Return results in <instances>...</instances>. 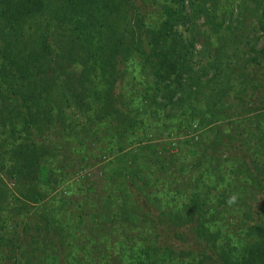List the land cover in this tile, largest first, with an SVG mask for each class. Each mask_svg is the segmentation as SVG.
Returning a JSON list of instances; mask_svg holds the SVG:
<instances>
[{"label": "trees", "instance_id": "obj_1", "mask_svg": "<svg viewBox=\"0 0 264 264\" xmlns=\"http://www.w3.org/2000/svg\"><path fill=\"white\" fill-rule=\"evenodd\" d=\"M0 264H264V0H0Z\"/></svg>", "mask_w": 264, "mask_h": 264}, {"label": "rangeland", "instance_id": "obj_2", "mask_svg": "<svg viewBox=\"0 0 264 264\" xmlns=\"http://www.w3.org/2000/svg\"><path fill=\"white\" fill-rule=\"evenodd\" d=\"M259 45L261 43H258ZM139 78H135L134 82H137ZM83 120V119H82ZM146 122H149L147 126H145V129L148 131H152L153 138L151 142L155 144L157 149L165 150L167 149L169 152H172L175 146L178 144L177 142L182 138H184L185 132L181 128H172L173 130L171 134L172 137H168L166 131H161V128H164L165 124H170V121H163V119L158 116L157 118H149L146 117ZM174 121V120H173ZM172 122V121H171ZM252 123V120H246L245 124ZM193 127V125L191 126ZM171 127H169L170 130ZM160 132V133H159ZM187 136H191V134H188ZM186 136V137H187ZM149 138V137H148ZM162 142L166 143L163 144ZM167 142H171L172 144H167ZM126 148L128 147H134V144H125ZM86 151L82 150L81 152H71L68 151L65 155L60 157L59 159H64V163L69 164V161L73 160L74 162L79 161L80 157L86 156ZM173 157V156H172ZM174 158V157H173ZM102 160V159H101ZM78 163V162H77ZM76 163V164H77ZM99 159L98 157L94 160L84 161L83 163L80 162V165L82 168H80L78 165L74 167L76 171H73L74 169L65 167L68 171L67 176L62 180L59 181L61 185L56 187H52L49 190V193H47L45 199L42 201L43 206L47 209H52L54 211H60L58 215L60 218L64 221L63 216H70V214H75L77 212H80V210L83 211H90V209H95V205L98 206V199L102 197L103 194H106L107 192L101 188V185L99 184L100 181V175H99ZM79 175H85L86 178L83 180V182L80 184L76 180L79 179ZM93 186L94 191H87V186ZM102 189V190H101ZM45 202V203H44ZM90 208V209H89ZM84 218V217H83ZM85 217L84 219H86ZM69 221L72 222V218L69 219ZM89 225V224H88ZM88 225L86 224L85 228H82V230H86L88 232ZM136 235V233L134 234ZM88 236L87 233L83 232L81 236H79V240L82 241L84 239H87ZM93 239V238H92ZM91 239H87L89 241Z\"/></svg>", "mask_w": 264, "mask_h": 264}, {"label": "clouds", "instance_id": "obj_3", "mask_svg": "<svg viewBox=\"0 0 264 264\" xmlns=\"http://www.w3.org/2000/svg\"><path fill=\"white\" fill-rule=\"evenodd\" d=\"M235 200H236V197H235V196H232V197L229 199L228 203H229V204H232V203L235 202Z\"/></svg>", "mask_w": 264, "mask_h": 264}]
</instances>
